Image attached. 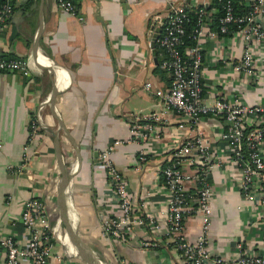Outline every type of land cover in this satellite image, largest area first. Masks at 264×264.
<instances>
[{
  "label": "crops",
  "instance_id": "1",
  "mask_svg": "<svg viewBox=\"0 0 264 264\" xmlns=\"http://www.w3.org/2000/svg\"><path fill=\"white\" fill-rule=\"evenodd\" d=\"M173 2L215 11L213 0H79L75 14L55 0L14 1L13 13L0 32V49L26 58L31 69L27 75L0 71V235H14L24 244L28 240L20 217L24 201L40 198L54 234L48 264H183L166 236L168 188L160 168L180 140L192 137L197 129L215 161L209 173L213 196L207 229L212 255H232L240 240L264 255L259 187L253 185L249 195L241 188L221 135L222 117L205 114L192 125L166 102L172 77L161 64L162 51L148 39L161 27ZM210 15L204 29L214 35L202 42L203 101L211 105L226 96L233 103L259 105L263 108L255 124L264 125V48L256 49L255 74L236 72L233 66L243 53L244 39L236 32L222 35L210 30ZM35 47L62 67L55 107L50 94L56 70L37 57ZM152 112L159 119L145 142V161L137 160L135 142L118 144L111 153L136 204L134 217L145 222L134 223L125 240L102 236V221L118 211L109 201V183L98 154L112 139L129 137L127 114ZM37 117V134L29 140L30 123ZM71 166L73 206L67 220L63 183L64 171ZM151 215L159 224L153 230L148 224ZM203 225L200 212L189 214L183 234L195 240ZM0 264H6L1 246ZM21 264L31 263L23 259Z\"/></svg>",
  "mask_w": 264,
  "mask_h": 264
},
{
  "label": "built area",
  "instance_id": "2",
  "mask_svg": "<svg viewBox=\"0 0 264 264\" xmlns=\"http://www.w3.org/2000/svg\"><path fill=\"white\" fill-rule=\"evenodd\" d=\"M15 0L0 2V32L6 20L12 15ZM62 9L75 14V4L71 0H55ZM246 11L237 14L231 0L223 3L224 13L219 18V32L228 31V25L234 23L233 32L244 39L243 53L234 64L236 72L247 75L256 73V49L264 48V0H244ZM189 7L183 2L170 4L161 31L156 40L163 53L162 66L171 74V84L165 94L166 102L174 107L184 120L197 124L205 114H217L223 119L222 137L229 147L232 168L238 176L240 186L249 195L253 185L259 187V204L263 210L264 221V125H257L259 105H246L232 102L226 96L208 105L203 101L202 91V42L213 33H206L204 27L211 14L204 7L198 9V27L195 29L193 45L186 46L188 61L179 51L182 42L184 22L188 18ZM232 32V33H233ZM151 44V38L148 39ZM29 61L23 57L5 56L0 49V71H16L23 75L30 72ZM37 66V70H38ZM250 119L247 124L246 120ZM40 118V116H39ZM130 121V135L127 139H112L98 154L100 165L105 169L111 195L109 201L115 204L118 213L101 223V234L125 240L133 231L134 223H144L141 216L134 217L136 204L131 196L127 180L116 167L111 157L115 146L123 142L138 143L139 162H144L147 155L145 142L155 131V113L142 115L127 114ZM146 120V121H145ZM38 117L30 123L29 140L38 131ZM251 126L250 128H248ZM26 149V147H25ZM207 139L197 129L192 137L181 139L178 147L166 157V163L160 168L163 180L168 188L166 236L175 242L183 264H264V255L245 247L240 240L230 256L214 254L209 249L207 229L211 219V201L213 187L209 183V173L215 164ZM190 166H194V170ZM187 183L192 186L188 187ZM200 212L203 219V233L195 240H189L183 234L185 217ZM21 222L28 232V240L22 244L14 235H0V246L5 252L6 264H21L23 259L31 264H48L53 256L54 234L50 230L45 216V204L36 197H28L21 211ZM151 230L159 227L154 216H148ZM148 242H143L147 245ZM127 264H136L128 262Z\"/></svg>",
  "mask_w": 264,
  "mask_h": 264
},
{
  "label": "trees",
  "instance_id": "3",
  "mask_svg": "<svg viewBox=\"0 0 264 264\" xmlns=\"http://www.w3.org/2000/svg\"><path fill=\"white\" fill-rule=\"evenodd\" d=\"M75 6L76 9H78V1L79 0H71ZM226 0H213L212 5L215 7V11L211 13L210 20H209V27L210 30H214L219 32V26L220 21L219 18L223 15L224 9H223V3H225ZM233 5V10L237 14H243L246 11V6L244 3V0H231ZM1 2V0H0ZM198 8H188V18L184 22V33L181 36L182 42L179 44L178 49L182 53L184 59L188 61V53L186 52V46L193 45L196 41L194 38L195 29L198 27ZM236 29V25L234 23H230L228 25V31L225 33L226 35L232 34L233 30ZM219 34H222L219 32ZM155 47L158 48L159 51L161 49L159 48L158 44H155ZM4 54V53H3ZM5 56H11L14 57V55H7ZM15 57H21V56H15ZM249 126L248 128H250ZM175 244V242H173Z\"/></svg>",
  "mask_w": 264,
  "mask_h": 264
},
{
  "label": "water",
  "instance_id": "4",
  "mask_svg": "<svg viewBox=\"0 0 264 264\" xmlns=\"http://www.w3.org/2000/svg\"><path fill=\"white\" fill-rule=\"evenodd\" d=\"M41 31H42V29L40 27L38 30V33H37L36 46H38V41H39V37L41 35ZM160 31H161L160 27L156 28V31L154 32L153 37L151 39V46H153V47L155 46L156 40L160 34ZM36 48L37 47H35V54L37 55V57H40V58L47 60V62L49 64H51L54 67V69L56 70V77H55V81H54V86H53L51 94H50L52 106L55 107V96L57 94V84H58V81L62 75V67L49 54L44 53L40 50L37 51ZM97 154L98 153L95 152L96 157H97ZM61 162H62V164L64 163L62 160H61ZM64 172L65 173H64L63 190H64V194H65V212H66L65 218L68 220L67 214H69L71 212V209L73 206V194H72L73 171H72V166L70 168H68V170L66 168ZM59 192L61 193V187L59 189Z\"/></svg>",
  "mask_w": 264,
  "mask_h": 264
}]
</instances>
